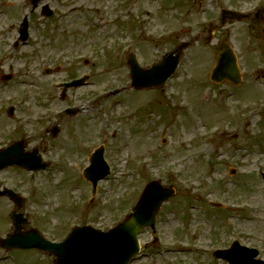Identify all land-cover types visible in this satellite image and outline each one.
<instances>
[{
    "label": "rangeland",
    "instance_id": "1",
    "mask_svg": "<svg viewBox=\"0 0 264 264\" xmlns=\"http://www.w3.org/2000/svg\"><path fill=\"white\" fill-rule=\"evenodd\" d=\"M11 1L12 7L0 2V62L12 74L0 81V148L25 139L28 150L51 161L36 175L19 168L0 172L2 185L27 198L23 231L38 228L62 240L76 225L107 230L158 179L177 192L158 214V242L146 231L141 243L150 246L132 264H228L213 251L235 240L258 248L264 260V78L256 73L264 67V23L255 15L230 19L211 43L204 41L225 5L250 9L262 0H45L55 9L50 18L40 8L31 14L27 0ZM29 14L31 37L14 49ZM191 40L198 41L185 50L164 90L129 88L130 52L150 67ZM223 42L245 70L237 87L210 80ZM58 65L60 72L45 74ZM85 73L90 85L62 102L56 85ZM116 89L125 90L107 95ZM67 105L82 108L80 114H55ZM57 124L60 134L52 138L46 129ZM100 145L112 173L92 194L83 170ZM13 208L0 198V237L13 231ZM2 253L0 264H54L36 249H16L12 258L0 246Z\"/></svg>",
    "mask_w": 264,
    "mask_h": 264
},
{
    "label": "water",
    "instance_id": "2",
    "mask_svg": "<svg viewBox=\"0 0 264 264\" xmlns=\"http://www.w3.org/2000/svg\"><path fill=\"white\" fill-rule=\"evenodd\" d=\"M38 1V0H35ZM50 14V12H48ZM236 16L231 13H224V17ZM226 20L223 19V24ZM218 27H215V29ZM213 37L211 31L210 41ZM190 42L181 43L178 48L165 57L161 62L154 64L150 69L139 67L134 61L130 60L131 76L133 86L136 88L163 87L166 80L175 71L183 51L190 45ZM216 67L211 78L215 82H222L225 79L232 83L239 82L238 69L235 63V57L231 48L224 44L217 56ZM80 81H76L78 84ZM24 144L19 142L0 152V169L9 165H21L29 169L44 168L40 163V158L35 154H27L23 150ZM100 156L96 154L95 157ZM94 162H98L94 158ZM102 168L93 165L87 170L86 176L97 180L104 176L108 170L101 175H97ZM96 171V172H95ZM10 197L21 206L22 203L11 192H6ZM0 194H4L0 192ZM174 194L172 188L163 187L160 182L150 183L133 214H131L118 227L103 232L90 226L77 227L63 243H52L37 236L33 231L27 234L20 232L21 216L13 215L17 231L6 239H2V244L6 248H39L56 257L55 264H127L131 258L139 251L138 234L146 226H153L155 216L162 203ZM216 255L227 259L231 264H263L254 261L252 258L256 255L254 250H248L234 244L231 250L217 251Z\"/></svg>",
    "mask_w": 264,
    "mask_h": 264
}]
</instances>
